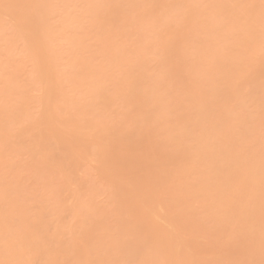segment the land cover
Here are the masks:
<instances>
[{"label": "bare ground", "instance_id": "6f19581e", "mask_svg": "<svg viewBox=\"0 0 264 264\" xmlns=\"http://www.w3.org/2000/svg\"><path fill=\"white\" fill-rule=\"evenodd\" d=\"M0 264H264V0H0Z\"/></svg>", "mask_w": 264, "mask_h": 264}, {"label": "rangeland", "instance_id": "374dc122", "mask_svg": "<svg viewBox=\"0 0 264 264\" xmlns=\"http://www.w3.org/2000/svg\"><path fill=\"white\" fill-rule=\"evenodd\" d=\"M88 167H89V166H88ZM89 168H90V167H89ZM93 172H95V170H94ZM68 197H69V196H68ZM68 197H67V198H68ZM70 197H72L71 194H70ZM70 197H69V198H70ZM67 198H66V199H67ZM97 198H98L97 200H99V201H96V202H98V203L100 202L101 205H103L104 202L107 203V201H105V200H106V199H105L106 197L104 198V197L102 196L101 198H100V197H97ZM72 200H73V199H72ZM68 201L70 202L71 200L69 199ZM68 201H67L66 204H69ZM73 201H74V200H73ZM71 204H73V203L71 202ZM71 204H70V205H71ZM104 204H105V203H104ZM66 213H67V212H66ZM68 214H70V213H68ZM68 214H67V215H68ZM64 215H65V214H64ZM67 215H65V216H67ZM69 217L72 219L71 214H70ZM64 218H65V217H64ZM66 218H67V217H66ZM66 218H65V220H67ZM70 218H68V222H69V219H70ZM71 219H70V220H71Z\"/></svg>", "mask_w": 264, "mask_h": 264}]
</instances>
